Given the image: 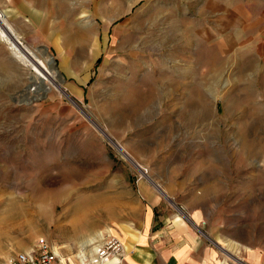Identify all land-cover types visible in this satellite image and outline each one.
Instances as JSON below:
<instances>
[{"label": "rangeland", "instance_id": "obj_1", "mask_svg": "<svg viewBox=\"0 0 264 264\" xmlns=\"http://www.w3.org/2000/svg\"><path fill=\"white\" fill-rule=\"evenodd\" d=\"M0 13L51 74L0 37V264L39 238L70 257L138 234L148 213L196 221L219 264H264V0Z\"/></svg>", "mask_w": 264, "mask_h": 264}, {"label": "crops", "instance_id": "obj_2", "mask_svg": "<svg viewBox=\"0 0 264 264\" xmlns=\"http://www.w3.org/2000/svg\"><path fill=\"white\" fill-rule=\"evenodd\" d=\"M144 219L138 234L124 231L121 239L115 233L126 249L124 264H219L193 219L155 221L149 213Z\"/></svg>", "mask_w": 264, "mask_h": 264}, {"label": "built area", "instance_id": "obj_3", "mask_svg": "<svg viewBox=\"0 0 264 264\" xmlns=\"http://www.w3.org/2000/svg\"><path fill=\"white\" fill-rule=\"evenodd\" d=\"M125 252L119 238L106 228L87 236L70 257L39 238L29 250L14 253L6 264H124Z\"/></svg>", "mask_w": 264, "mask_h": 264}, {"label": "bare ground", "instance_id": "obj_4", "mask_svg": "<svg viewBox=\"0 0 264 264\" xmlns=\"http://www.w3.org/2000/svg\"><path fill=\"white\" fill-rule=\"evenodd\" d=\"M1 14V13H0ZM5 21V19H4ZM4 21L2 20V16L0 15V28L1 26L5 27V30L7 31V33H4L1 29H0V37H6L8 38L12 43H13V49L16 51L18 57L20 59H22L23 61L25 60L26 63L29 62L31 63L32 65H35L37 67H39L41 69V71L43 72H46L47 75L51 76V74L48 72V70L46 69V66L43 65L42 63H40L36 57L33 55V53L27 48L25 47L22 43H21V38L16 35V34H13L11 32L10 29L6 28L5 24H4ZM6 40V39H5ZM11 47V45L9 46ZM12 50V49H11ZM13 52V51H12ZM25 63V62H24ZM28 63V64H29ZM45 73V74H46ZM83 227V226H82ZM75 231H79L80 228L78 229H73ZM85 241V240H84ZM83 241V242H84Z\"/></svg>", "mask_w": 264, "mask_h": 264}]
</instances>
